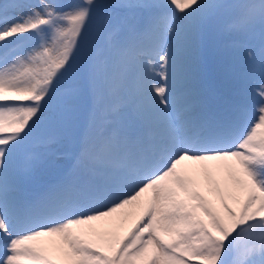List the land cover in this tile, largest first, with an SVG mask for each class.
I'll list each match as a JSON object with an SVG mask.
<instances>
[{
  "label": "snow or ice",
  "instance_id": "snow-or-ice-1",
  "mask_svg": "<svg viewBox=\"0 0 264 264\" xmlns=\"http://www.w3.org/2000/svg\"><path fill=\"white\" fill-rule=\"evenodd\" d=\"M0 264H264V0H0Z\"/></svg>",
  "mask_w": 264,
  "mask_h": 264
},
{
  "label": "bare ground",
  "instance_id": "bare-ground-1",
  "mask_svg": "<svg viewBox=\"0 0 264 264\" xmlns=\"http://www.w3.org/2000/svg\"><path fill=\"white\" fill-rule=\"evenodd\" d=\"M29 1L30 0H28V2ZM33 3H35V1ZM257 82H259V81H257ZM255 85H257V84L256 83L254 84V87H253L254 91H253V93H250V95H253V96L256 95ZM182 166L187 168L190 172H193V171L196 172L197 190L200 191L201 194H203V196H204V193L206 192L205 195L207 196V198L212 200V201L213 200L215 201L217 196L210 194L213 191L212 189L214 186L211 184H208L204 180L203 176L199 175V166L194 164L193 162H188V161L182 162ZM210 171L212 173L213 179L216 178L215 181L219 184L222 191L225 190V188L230 185V183H229L230 181L228 180L227 174H226L222 165H220L219 167H210ZM241 191L242 190L239 188H232V193L236 194L237 192L240 193ZM230 200L232 202V199H230ZM129 213L130 214H128V215H120L119 220H118V224L113 223V218H104L100 221L94 222V224L98 228H109V229H111L112 232L117 236H123L127 232V230L132 226L136 217L139 215V209L135 208V207H130ZM162 235H164V234H162ZM166 237L167 236H165V238Z\"/></svg>",
  "mask_w": 264,
  "mask_h": 264
},
{
  "label": "rangeland",
  "instance_id": "rangeland-1",
  "mask_svg": "<svg viewBox=\"0 0 264 264\" xmlns=\"http://www.w3.org/2000/svg\"><path fill=\"white\" fill-rule=\"evenodd\" d=\"M36 2V0H30L29 1V3L31 2V3H33V2ZM63 0H61V2H62ZM67 1L68 0H65L64 1V3H67ZM69 2H71V0H69ZM97 40H102L103 39V37L102 36H97V38H96ZM216 41H217V45H218V55H219V57L222 59V60H224V61H235L236 63H240V62H242L246 57H247V53L249 52V51H251V49H249V48H245V47H243V46H241L240 48H237V50H233V49H231V48H227L228 46V42L230 41V38L229 37H227V36H225V35H218L217 37H216ZM239 51H241L239 54H237V52H239ZM260 79L258 76L255 78V79ZM255 79L254 80H252L251 82H252V84L251 85H249V83H251V82H249L248 83V85L249 86H251L252 87V85H253V83H254V81H255ZM248 85H246V88H249L248 87ZM250 87V88H251ZM249 88V89H250ZM251 90V89H250ZM253 93V92H252ZM250 94V93H249ZM71 146V144H66L65 145V147H66V149L68 148V147H70ZM72 147V146H71ZM71 147L70 148H68L69 150H71ZM216 178H214V180H215ZM229 183H231V182H229ZM244 191L242 190L240 193H232V196L233 197H235L236 199H242L243 198V196H244V193H243ZM215 192L214 191H212L210 194H212V195H215V196H217L216 195V193L214 194ZM206 194V192L204 193V197L207 199V200H209V201H212V200H210V199H208L207 198V196L205 195ZM211 195V196H212ZM210 196V195H209ZM231 198H229L228 199V203L230 204V205H232V206H234L235 207V203H233L234 202V200L232 199V202H231V200H230ZM213 203H215V204H217V206H218V198L216 197V200L214 201H212ZM162 235V234H161ZM167 238V237H166Z\"/></svg>",
  "mask_w": 264,
  "mask_h": 264
}]
</instances>
